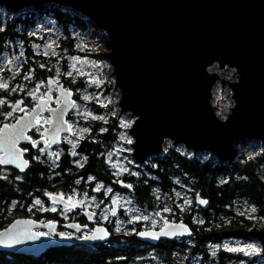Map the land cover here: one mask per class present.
<instances>
[{"label":"water","instance_id":"1","mask_svg":"<svg viewBox=\"0 0 264 264\" xmlns=\"http://www.w3.org/2000/svg\"><path fill=\"white\" fill-rule=\"evenodd\" d=\"M46 6L85 17L102 31L108 49L104 55L119 93L118 109L133 118L128 133L133 138L130 154L137 163L160 154L166 143L193 154L208 153L219 164L235 161L237 142H256L264 148V0H0V7L13 14L29 8L40 13ZM226 70L228 78L219 73ZM45 82L55 94L46 89L29 110L10 123H0V159H9V135L23 130L11 149L20 159L0 166L23 173L30 160L22 144L47 140L59 145L71 134L66 116L75 103L74 91L51 76ZM217 86L223 92L225 87L230 98L223 116L212 103ZM45 113L49 120L42 137L33 140L29 132ZM23 160L28 165L21 171ZM59 197L49 196L59 204L70 203ZM196 202L202 208L209 204L199 195ZM56 226L50 219L15 217L0 229V252L40 257L51 247L70 243L62 241L63 236L51 242L38 235L39 229L54 231ZM65 227L85 228L73 221ZM246 233L259 242L264 257V226ZM93 235L104 238L91 239ZM136 235L156 243L160 238L189 237L192 228L181 220L170 221ZM109 236L103 225H96L82 241L103 242Z\"/></svg>","mask_w":264,"mask_h":264},{"label":"trees","instance_id":"2","mask_svg":"<svg viewBox=\"0 0 264 264\" xmlns=\"http://www.w3.org/2000/svg\"><path fill=\"white\" fill-rule=\"evenodd\" d=\"M43 14H47L59 30L55 38L57 54L53 56L46 50L34 49V42L40 39L29 37L33 43L23 45L16 76L9 80L7 89H0V99L5 100L0 105V113L9 108L8 104L20 99L25 100L24 105L32 106L28 92L47 76L54 74L57 68L61 72L66 71L68 57L80 53L75 45L74 32L83 31L87 20L57 6H47ZM33 18L32 12L11 15L0 11V55L10 51L12 43L17 40L28 42L27 32L33 27ZM60 77L63 78V75ZM112 125L107 122L105 131L98 133H93L95 125L89 126L90 131L80 140L75 151L83 156L80 163L76 154L65 149L61 150L59 158L53 163L46 158H31L23 173L0 166V229L15 217L54 219V213L48 210V195L51 193L67 196L79 190L100 196V192H93V182H85L88 177L127 192L142 210L164 206L170 212V219L173 217L188 223L192 235L189 239L191 246L186 244V251L199 255V264H209L205 260L209 259L207 244L246 237L245 230L256 224L254 219H248L235 210L236 202L245 199L257 208L256 216L264 215V150L231 164H219L215 157L205 153L193 154L168 145L162 154L150 157L143 168L137 167L136 174L123 177L130 182L126 183L128 190L119 181L114 182L116 177L104 157L113 140ZM186 193L195 205H198L197 195L206 198L208 207L198 205L200 207L194 209L193 206H182ZM37 199L41 201L40 205L34 203ZM164 248V255H169L171 246L165 245ZM99 254L89 255L60 249L50 250L40 257L0 253V264H122L112 257L109 260L104 254ZM216 255L212 257L214 264H225L228 258L242 259L243 264H260L256 257H229L223 249H219Z\"/></svg>","mask_w":264,"mask_h":264},{"label":"rangeland","instance_id":"3","mask_svg":"<svg viewBox=\"0 0 264 264\" xmlns=\"http://www.w3.org/2000/svg\"><path fill=\"white\" fill-rule=\"evenodd\" d=\"M47 7V6H46ZM45 7V8H46ZM44 8V9H45ZM44 9L39 13L38 10L29 8L23 12L34 13L33 18V27L29 32H27V38L30 36L37 37L40 40H36L34 43V49L39 50V48L43 51H48L52 53L51 55L56 56L55 53V38L59 35V30L54 26L53 21L47 14L44 13ZM0 11L2 13L7 12L5 8L0 7ZM13 14V13H9ZM19 14V13H18ZM82 19L87 20V25L83 31H76L75 33V45L79 49V54H73L71 57H68L67 62V70L62 71L60 69H56L54 74L50 76L53 77L55 81L63 82L66 88H70L74 91L75 103L72 110L69 112L68 121L71 128V134H66L62 137V143L59 145H50L47 143L43 144L40 147H37V153L34 154V158H46L50 160L52 163L56 159L55 156L50 155L51 153H57L58 156L61 150L67 149L70 153L76 151V148L87 132H89V126L93 125L95 132H104L105 125L107 122L112 123V133L113 140L111 141V145L108 147V151L105 153V160L108 162L109 168L112 171L113 175L116 177L114 182H125L129 183V181L125 180L123 177H129L133 174H136L137 167H142L145 163L148 162V157L144 163H137L130 154L131 147L129 140L128 128L125 127L124 124L132 122V118L126 115L124 112H120L118 109V100L119 93L114 88L113 78L111 76V68L107 57H105V52L108 51L105 46V38L103 36L102 31L97 29L92 21L85 17H81ZM41 40H43L42 43ZM28 43L29 45L33 43V40L30 38L28 42L24 40H17L13 42L11 45V50L5 52L0 55V84H6L8 86L9 80H12L16 73L19 70L20 62L19 58L23 55V50L25 45ZM49 55V54H47ZM72 57H77L78 60H73ZM60 58V56H59ZM75 65V67H73ZM221 72V73H220ZM71 73V75H68ZM83 73V75H81ZM220 75L224 78L229 77V71H219ZM63 75V78L60 75ZM93 78L97 81H100L99 85L93 83ZM37 85H40L37 90ZM36 87L28 92L35 93V95H30V103H35L39 96H42L46 89H49L50 92L55 93V88L52 90L51 86H47L45 80H43L40 84H37ZM7 89V88H0ZM88 96L90 99L85 100L84 97ZM230 98L228 96V92L224 87V92L222 88L217 86L215 91V97L212 99V103L215 106V111L219 116H223L227 111L228 106L230 105ZM22 101L18 108H13L16 102H11L9 108L2 111L0 113V123L2 122H12L18 114L22 111L29 110V105H24L25 100ZM29 100H28V104ZM96 108V110H94ZM11 112L12 115L8 116V113ZM93 117H103V119H93ZM41 124L43 125L45 122L49 120L47 115H42L39 118ZM98 121V123H96ZM101 122V123H100ZM89 123V125H88ZM102 124V127H99ZM87 128V132H83L82 130ZM108 128V127H107ZM106 128V129H107ZM73 144H75V148H73ZM238 148L239 155L235 158V161L239 159H243L246 157H250L255 154L257 151L264 150L256 142H246L244 145H241L240 142L235 143ZM170 144L166 143L164 148ZM171 146V145H170ZM174 147V146H172ZM45 149L44 152H40L39 149ZM181 150H185L182 147H178ZM186 151V150H185ZM163 151L160 153L162 154ZM158 154V155H160ZM197 154V153H196ZM209 155L208 153H205ZM78 163L83 161V156L79 155L76 152ZM211 156V155H209ZM214 157V156H212ZM42 158V159H43ZM143 168V167H142ZM127 169V171H125ZM91 178V179H89ZM93 182L92 190L93 192H100V196H96L94 194H90L87 191L80 192L79 190L74 191L73 194H67V199L71 197L69 202L71 203V210L76 209L77 207L89 208L95 207L100 210V219L102 221L108 219V215H115L117 219L115 220V227H122V225H129V223L135 225V223H142L143 226L155 227L161 224L166 217H169V210L166 207H158L153 210H142L139 208L132 200L131 196L125 191H119L114 189L111 185H103L100 181H96L93 177H88L85 181ZM111 189V191H109ZM179 195H177L178 197ZM50 207L55 208L56 210H60L63 214H66L69 211L68 207H60L56 203H53L51 200ZM182 206L188 205L193 206L194 209H197L198 205L192 203L190 200V196L188 193L183 197ZM257 208L253 205L249 204L245 199H242L236 202L235 210L239 213H243L245 217L248 219H254L256 221L253 227L264 226V215L256 216V212H251V209ZM120 210H122L123 214L120 217ZM128 215V217H125ZM145 217H147L145 219ZM175 220V219H173ZM179 220V219H178ZM140 223V224H141ZM250 227L245 230L246 237L240 238H231L226 239L219 244L209 243L207 244V253L209 259H205L207 263L214 264L212 257H217L216 253L219 249H223L224 245L227 244L231 248H244V252H229L226 253L230 256H240L244 259H249L251 257H256L257 261L260 264H264L261 260L259 253L261 251L259 242L253 238L251 235L247 234L246 231L253 228ZM40 233H44L47 237V234L44 230H39ZM190 237L186 238V244L191 246ZM247 245H251V248L246 247ZM215 253V255H213ZM186 251V264H199L200 256L196 254H189ZM225 264H243V260L238 259H229L225 260Z\"/></svg>","mask_w":264,"mask_h":264},{"label":"flooded vegetation","instance_id":"4","mask_svg":"<svg viewBox=\"0 0 264 264\" xmlns=\"http://www.w3.org/2000/svg\"><path fill=\"white\" fill-rule=\"evenodd\" d=\"M52 90H54L53 87ZM51 105L54 104L51 103ZM43 115H47V114L45 113ZM45 123L42 125L40 122V124L36 128H33L29 132L33 140L42 137L41 130L44 127ZM45 143H48L47 140H44L43 142H38L36 147H33L32 143L22 144L21 147L27 149V153L25 154V156L30 160L31 158L33 159L34 154L37 153L36 148L42 146ZM4 168H11V167H4ZM51 194H55V193H51ZM51 194H49L48 196H50ZM49 200L51 199L49 198ZM52 202L56 203L57 205H60L59 208L68 207L69 211L66 214H63L60 210L51 211L50 210L51 207L49 206L50 202H49L48 210L54 213L53 215L54 219H50V220H53L57 224V226L54 231H47L45 229H39V230L40 231L44 230V232L47 234V237L46 236L45 237L47 238V240L51 242H58L60 240L59 239L60 236H63L66 239H62V241H66L70 243L51 247L47 249L42 254V256H45L47 252H49L50 250L60 249L64 251L73 250L82 254L86 253L89 255L91 254L96 255L101 253L99 255L104 254L106 259L110 260L112 257L113 260L121 261L122 264H186L187 237H176L172 239L160 238L156 243H150L138 239L136 235L137 232H139L140 230L160 229L164 223L170 221L175 222L179 220L183 221L182 219L173 220L174 219L173 217H171V219L169 217H166V219H164V221H162L161 224L155 227L143 226L141 222H140L141 224L139 222L135 223V225L129 223V225L124 224L122 225V227H115L116 224L115 220L117 219V216L108 215V219L102 221L100 219L99 208L77 207L76 209L71 210V203L64 205L54 201ZM85 210H90L92 214L87 215L85 213ZM119 212H120V217L124 215L122 213L123 212L122 210H120ZM125 217H128V215H125ZM69 221L76 222L78 223L79 226L85 228H83L80 231L67 228L65 227V224ZM96 225H103L107 229V232L109 233L110 236L107 239H105L103 242H83L82 241L83 238L86 237V235L90 234ZM165 245L171 246L169 255H164V253L166 252V248H164ZM0 253H5L7 255H21V254H11L7 252H0ZM187 256H189V252Z\"/></svg>","mask_w":264,"mask_h":264},{"label":"snow or ice","instance_id":"5","mask_svg":"<svg viewBox=\"0 0 264 264\" xmlns=\"http://www.w3.org/2000/svg\"><path fill=\"white\" fill-rule=\"evenodd\" d=\"M72 59L75 61V60H78V58L77 57H72ZM43 66V65H42ZM73 67H75V65H73ZM68 75H71V73H68ZM81 75H83V73H81ZM26 79H28L29 77H25ZM93 83H96L97 85H99V83H100V81H97L95 78H93V81H92ZM49 83L51 84V83H54V81H49ZM8 86L6 85V84H0V88H7ZM39 87H40V85H37V90L39 89ZM12 91H16V89H12ZM30 95H35V93L33 92V93H30ZM68 95H70V93H68ZM84 99L85 100H88V99H90V97H88V96H85L84 97ZM5 103V100H2V99H0V105H2V104H4ZM22 103V101H17L16 102V104L13 106V108L15 109V108H18L19 107V105ZM73 106H75V105H73ZM12 115V113L11 112H9L8 113V116H11ZM93 119H103V117H93ZM17 123L19 124L20 123V121H17ZM37 123H39V119H37ZM124 126L125 127H130L131 126V124L130 123H126V124H124ZM7 125L5 126V129H7ZM0 131H3V130H0ZM83 132H87L88 131V129L87 128H84L83 130H82ZM22 132H23V130L21 129L18 133H12V134H10L9 135V141H8V143H9V151H8V155H9V159H0V164H7V163H15L18 159H20V157H19V152L18 151H16V152H13L11 149L12 148H14V146H15V140L16 139H18V138H20L21 136H22ZM81 138H83V137H81ZM128 143H132V141H131V139H129L128 141H127ZM32 146L33 147H36L37 146V142H35V141H33L32 142ZM46 147H47V143H46ZM73 148H75V144H73ZM44 150L45 149H39V151L40 152H44ZM23 151H27V149H24ZM76 153L75 152H73V155H75ZM50 155H53V156H55V158L56 159H58L59 158V156H58V154L57 153H51ZM27 165H28V161L27 160H23L22 161V163L21 164H19L18 166L21 168V171H23L24 170V168L25 167H27ZM125 171H127V169H125ZM89 179H91V178H89ZM109 191H111V189H109ZM46 195H47V193H46ZM59 199H63V197L61 196V197H59ZM69 200H71V197H69ZM36 205H40L41 204V201L39 200V199H37V200H35V202H34ZM199 203L200 204H205V203H207L206 201H204V200H200L199 201ZM51 211H56V209L55 208H52V209H50ZM165 211H168V209H165ZM251 212H256V209L255 208H252L251 209ZM113 215H115V212H113ZM241 215H243V213H241ZM147 217H145V219H146ZM19 223V222H18ZM77 228H78V226H77ZM101 231H103V230H101ZM185 231H187V229H185ZM38 235H45L44 233H38ZM107 235V233H105V236ZM88 237H86V239H87ZM91 239H97V238H100V239H103L104 237H97L96 235H93L92 237H90ZM246 247H248V248H251L252 246L251 245H247ZM224 248H225V250L226 251H229V252H244V248H231V247H229L227 244H225L224 245ZM213 255H215V253H213Z\"/></svg>","mask_w":264,"mask_h":264},{"label":"bare ground","instance_id":"6","mask_svg":"<svg viewBox=\"0 0 264 264\" xmlns=\"http://www.w3.org/2000/svg\"><path fill=\"white\" fill-rule=\"evenodd\" d=\"M221 73V72H220ZM215 91H216V89L214 90V96H213V98L215 97ZM230 101V100H229ZM126 115H128V116H130L131 118H132V116L128 113V112H124ZM68 115H69V113L67 114V116H66V120L68 119ZM133 119V118H132ZM68 121V120H67ZM69 122V121H68ZM129 139H131V141H132V136L131 135H129ZM239 152V151H238ZM259 256H260V258H261V260L264 262V257L261 255V251H260V253H259Z\"/></svg>","mask_w":264,"mask_h":264}]
</instances>
